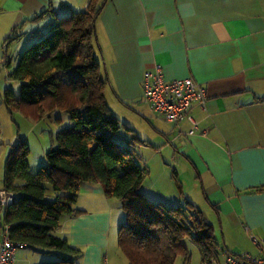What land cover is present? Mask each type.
Returning a JSON list of instances; mask_svg holds the SVG:
<instances>
[{"label":"crops","instance_id":"obj_1","mask_svg":"<svg viewBox=\"0 0 264 264\" xmlns=\"http://www.w3.org/2000/svg\"><path fill=\"white\" fill-rule=\"evenodd\" d=\"M87 2L0 0V109L3 90L15 83L3 54L27 44L25 34L43 22L30 18L48 8L58 15L81 11ZM95 33L106 91L139 115L145 117L147 108L154 115L146 117L152 139L139 136L145 141L136 147L146 169L140 190L152 201H190L212 226V258L202 262L195 245L197 256L188 264L258 255L252 237L264 239V0H105ZM157 64L167 80L191 77L205 87L204 106L194 102L187 111L196 122L193 133L187 116L168 122L144 100L143 75ZM0 128L2 187L13 143L3 142L1 120ZM76 207L80 213L62 217L55 234L80 249V264H111L114 220L124 214L119 200L106 197L99 182H83Z\"/></svg>","mask_w":264,"mask_h":264},{"label":"trees","instance_id":"obj_2","mask_svg":"<svg viewBox=\"0 0 264 264\" xmlns=\"http://www.w3.org/2000/svg\"><path fill=\"white\" fill-rule=\"evenodd\" d=\"M104 3L88 0L83 10L63 15L50 8L39 12L30 18L43 22L26 36L29 45L15 57L3 54L7 76L19 83L17 95L9 87L3 90L2 103L9 113L37 105L41 115L60 109L73 123L57 132L56 146L46 152V164L35 172L27 162L26 140L19 138L10 145L2 187L14 200L1 209V224L12 240L56 251L55 260L37 264H80V249L55 231L62 217L80 213L76 207L80 184L99 182L104 195L118 199L125 214L117 244L128 264H173L179 255L188 264L186 241L198 247L202 262H208L216 241L200 209L190 201L183 205L152 201L140 190L146 169L139 164L136 147L145 140L136 132L131 139L120 134V121L106 102L109 81L95 53V22ZM50 189L55 195L47 194L46 199Z\"/></svg>","mask_w":264,"mask_h":264},{"label":"rangeland","instance_id":"obj_3","mask_svg":"<svg viewBox=\"0 0 264 264\" xmlns=\"http://www.w3.org/2000/svg\"><path fill=\"white\" fill-rule=\"evenodd\" d=\"M25 35L27 36L28 34ZM25 45L27 46L29 45V43L26 44L24 41H22L16 45H13L12 48L8 51V54L15 57L16 54L21 51ZM15 61V59L12 60V66H14V64L16 63ZM1 72L3 74V71ZM8 87L13 89L16 95L19 93V83H12ZM105 96L107 105L111 113L120 121V134L124 138L129 137V139H131V136H134V132H136V134L140 137L152 139L151 136L153 135V133L150 130V126L147 124L146 117H152L151 115H153V113L148 108L146 112L148 114H145V117H143L133 109V105L118 103V99L115 98L114 95H111L108 90L105 92ZM1 108L0 120L4 133L3 142L15 143L19 138H24L26 140L29 146L27 162L29 164L31 172H35L41 165L46 164L45 154L49 149L56 146L57 132L61 129L70 127L73 123L69 118V115L65 111L60 109H56L53 112L41 115V112L37 105H28L23 110L21 109L12 113H9L3 105ZM124 126L131 128L133 130L131 131L132 133H130L129 130ZM138 161L140 165L143 164V159H139ZM172 168L173 164L172 162H170V165L168 167L169 173L171 172ZM45 186L47 187L48 184L45 183ZM49 192L50 191L46 192V199ZM124 220L125 214L122 213L117 220H114L115 230L113 231V234L111 236L110 243V253L112 251L113 254V258H111L110 261L111 264L113 263L114 258V264H128L126 257L117 244V227L122 222H124ZM2 236L3 233L0 227V237ZM186 247L188 249L190 259L192 255L195 259V257L197 256L196 246L193 245L190 241H186ZM55 252V250H37L36 248L32 247L17 248L14 254V264H37L44 261H52L57 258ZM173 264H183L180 255L176 257Z\"/></svg>","mask_w":264,"mask_h":264},{"label":"built area","instance_id":"obj_4","mask_svg":"<svg viewBox=\"0 0 264 264\" xmlns=\"http://www.w3.org/2000/svg\"><path fill=\"white\" fill-rule=\"evenodd\" d=\"M142 92L144 100L151 110L168 122L177 123L183 117L192 122L188 131L193 133L196 122L187 114L188 108L194 102L204 106L206 90L203 85L191 77L165 79L160 65H155L153 71H146L142 78ZM14 196L4 187H0V211L10 205ZM3 236L0 237V264H13L17 248L27 247L25 242L12 240L7 231V226L0 223ZM258 246L259 254H227L224 264H264V239L252 237Z\"/></svg>","mask_w":264,"mask_h":264}]
</instances>
